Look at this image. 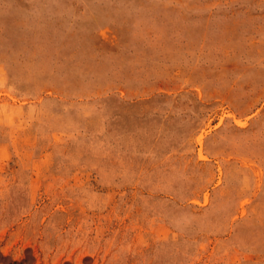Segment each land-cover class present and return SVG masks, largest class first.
I'll return each mask as SVG.
<instances>
[{"label":"rangeland","instance_id":"obj_1","mask_svg":"<svg viewBox=\"0 0 264 264\" xmlns=\"http://www.w3.org/2000/svg\"><path fill=\"white\" fill-rule=\"evenodd\" d=\"M68 1L0 0V264H264V0Z\"/></svg>","mask_w":264,"mask_h":264},{"label":"crops","instance_id":"obj_2","mask_svg":"<svg viewBox=\"0 0 264 264\" xmlns=\"http://www.w3.org/2000/svg\"><path fill=\"white\" fill-rule=\"evenodd\" d=\"M56 7H58L56 12L52 10L51 14L59 18H73L74 22H80L77 24H84L83 28L79 27L77 29L86 31L96 30L95 27L92 29L91 24H100L101 28H108L112 31V26L108 24H113L118 22L116 20L124 18L123 4H117L116 2L102 5L89 0H71L57 4ZM135 13L138 12L135 11ZM113 17L116 20L111 22L110 19ZM120 23H124V19Z\"/></svg>","mask_w":264,"mask_h":264},{"label":"trees","instance_id":"obj_3","mask_svg":"<svg viewBox=\"0 0 264 264\" xmlns=\"http://www.w3.org/2000/svg\"><path fill=\"white\" fill-rule=\"evenodd\" d=\"M7 264H13V263L11 262V263H7Z\"/></svg>","mask_w":264,"mask_h":264}]
</instances>
